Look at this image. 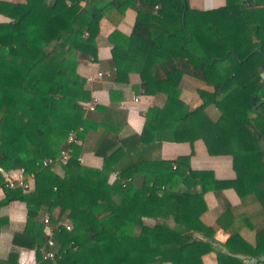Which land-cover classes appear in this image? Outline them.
<instances>
[{
  "label": "trees",
  "instance_id": "16d2710c",
  "mask_svg": "<svg viewBox=\"0 0 264 264\" xmlns=\"http://www.w3.org/2000/svg\"><path fill=\"white\" fill-rule=\"evenodd\" d=\"M109 4L137 12L129 36L109 35L115 79L126 74L120 68L128 52L138 53L140 86L159 101L146 110L141 132L124 137L112 106L82 109L92 99L76 71L82 56L96 54ZM0 14L8 18L0 22V166L36 172L28 191L6 187L0 174V209L13 201L26 208L23 222L0 215V231L10 232L0 264H17L21 249L35 250V264H146L158 255L170 264H202L201 255L215 250L207 238L212 229L200 219L204 192L231 186L264 212V26H251L243 4L200 11L188 0H0ZM207 74L215 76L213 90L197 86L200 103L192 107L181 98L183 76L205 82ZM208 104L218 109L216 119ZM199 139L210 155L231 156L234 179L191 168L190 155L161 157L163 141ZM119 148L126 155L116 167L111 156ZM62 149L70 151L66 163L38 167ZM85 151L101 166L79 161ZM45 215L55 229L54 244L46 246L54 261L40 251ZM257 234L259 250L264 226ZM239 238L233 232L226 247Z\"/></svg>",
  "mask_w": 264,
  "mask_h": 264
},
{
  "label": "crops",
  "instance_id": "0c3cea01",
  "mask_svg": "<svg viewBox=\"0 0 264 264\" xmlns=\"http://www.w3.org/2000/svg\"><path fill=\"white\" fill-rule=\"evenodd\" d=\"M22 2L24 0H6ZM227 3L243 4L248 11H251V26H264V0H188L189 7L200 11L217 9ZM157 6H155L156 8ZM136 9L126 7L123 11L115 10L112 5L103 9L99 20V31L96 36V54L82 56L77 64L76 71L83 81V86L90 92V99H96L97 106H112L117 110V123H122L121 136L139 134L144 123V114L149 107L159 104L154 95L146 94L140 86L139 70L143 63V57L135 52H128L123 61L120 71L125 72L118 79H115V67H111L112 45L109 35L117 30L125 36H129L135 19ZM8 18L0 14V22ZM264 78V70L261 72ZM250 76L245 73L241 81ZM206 81L191 79L183 76L181 98L190 106L194 107L200 103V98L195 91L198 86L206 91L213 90L215 76L207 74ZM111 92L114 99L111 100ZM133 96L139 97L134 100ZM211 119H216L218 109L214 104H208L205 108ZM86 113H83V116ZM163 159H175L180 155H190V166L196 170H211L217 180H231L235 177L230 155H210L202 140L189 142L163 141L160 148ZM124 148L116 150L112 156V163L117 165L125 158ZM82 162L87 165L99 167L102 160L90 151L79 155ZM114 172L112 171L111 177ZM133 181V179H132ZM4 192H0V198ZM203 199L205 210L200 216L202 222L211 227L208 239H213L215 250L205 252L201 255L202 264H258L260 257L264 254V245L257 249L258 230L264 226V212L259 203L251 196L241 198L236 190L231 187H218L216 190L204 192ZM57 212V210H56ZM7 215L10 222H23L26 218L24 202L13 201L0 209V215ZM150 220V219H148ZM151 221V220H150ZM235 232L239 235V241L235 242L232 249L225 245L230 235ZM126 237L125 241L124 238ZM122 243L129 244L130 238L123 236ZM147 244L146 239L141 240ZM10 248V232L0 231V257L6 256ZM32 249H21L27 251L28 255L33 254ZM218 252L222 256H218ZM35 256V254H33ZM146 264H170L158 255Z\"/></svg>",
  "mask_w": 264,
  "mask_h": 264
},
{
  "label": "built area",
  "instance_id": "2783aa9c",
  "mask_svg": "<svg viewBox=\"0 0 264 264\" xmlns=\"http://www.w3.org/2000/svg\"><path fill=\"white\" fill-rule=\"evenodd\" d=\"M138 98L139 97L137 96H133V99L135 101L138 100ZM81 105L84 111L92 110L95 108L96 99H92L89 101H83ZM67 140L68 142L74 141L73 132L69 133ZM69 158H70V151L66 149H62L58 157L56 158L47 157L43 159L40 163H38V167L42 168V167H46L54 163H66L69 160ZM78 160L82 161V158L79 156ZM0 174L4 178V184L6 187L21 188L23 191H28L34 182L36 172L26 170L24 167H19L17 169L5 171L3 167L0 166ZM117 175H118L117 172L113 173V176L116 177ZM123 185L126 187L127 186L131 187L132 176H129L128 178H126L123 181ZM2 191L3 189L0 187V192ZM43 223H44L43 232H44L45 244L40 248V251L42 253V258L50 259L54 261L55 260L54 251L46 248V246H52L54 244L55 229L49 224L50 223L49 215H45L43 217ZM61 224L68 230H70L72 227L71 224L67 220L61 221ZM71 243H72L71 248L75 250L76 246L73 244V242ZM31 251L33 252V254H35L34 249H32ZM33 254L31 256L27 254V251H21L17 259V264H35L36 261H35V256Z\"/></svg>",
  "mask_w": 264,
  "mask_h": 264
},
{
  "label": "water",
  "instance_id": "95a60500",
  "mask_svg": "<svg viewBox=\"0 0 264 264\" xmlns=\"http://www.w3.org/2000/svg\"><path fill=\"white\" fill-rule=\"evenodd\" d=\"M258 264H264V254L260 257V262Z\"/></svg>",
  "mask_w": 264,
  "mask_h": 264
},
{
  "label": "rangeland",
  "instance_id": "374dc122",
  "mask_svg": "<svg viewBox=\"0 0 264 264\" xmlns=\"http://www.w3.org/2000/svg\"><path fill=\"white\" fill-rule=\"evenodd\" d=\"M126 237L124 238V241H125Z\"/></svg>",
  "mask_w": 264,
  "mask_h": 264
}]
</instances>
